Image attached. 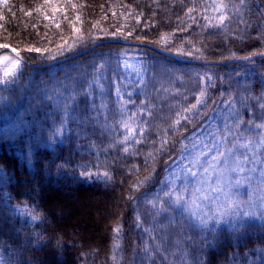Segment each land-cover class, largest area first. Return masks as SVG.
Masks as SVG:
<instances>
[{
  "label": "trees",
  "instance_id": "1",
  "mask_svg": "<svg viewBox=\"0 0 264 264\" xmlns=\"http://www.w3.org/2000/svg\"><path fill=\"white\" fill-rule=\"evenodd\" d=\"M50 1L59 15L47 16ZM241 3L9 0L0 8V30L21 40L0 44L26 64L20 119L0 120V264H264V218L200 225L160 194L188 138L264 128V57L214 64L264 44L263 0ZM66 36L77 49L122 39L201 63L110 43L52 68L34 66L49 57L29 59L22 47ZM136 53L148 63L131 76L122 57ZM101 198L115 205L109 213L76 214L81 201L104 207Z\"/></svg>",
  "mask_w": 264,
  "mask_h": 264
},
{
  "label": "rangeland",
  "instance_id": "2",
  "mask_svg": "<svg viewBox=\"0 0 264 264\" xmlns=\"http://www.w3.org/2000/svg\"><path fill=\"white\" fill-rule=\"evenodd\" d=\"M8 1L9 0H7V3ZM241 1V4H243L247 10L249 4H247L248 6H245L243 0ZM7 3H5L4 0H0V8L2 9L5 7ZM55 6L56 5L52 4L50 1L47 7L50 10V13L47 14V16L52 17L56 16V14L59 15V13H57L60 10L59 4L56 6L57 10H54ZM43 22L46 24L49 22L53 23V20L47 19ZM262 30L263 28H260V31ZM8 37H12L11 40H18L21 42L18 37L12 35L8 31H3L1 29V40L6 41V38ZM67 38L68 36H66L64 39ZM109 40L101 39L97 42ZM37 41V39H31V41L25 42V39H22V42H25L26 44L22 47L28 46L29 49H32L27 50L23 48L25 50V54H27V58L31 59L30 56L33 53L39 55L43 53L44 57H49L44 61L53 62L59 59L70 57L85 49L75 48L77 39H75V41L71 40L69 42L68 39L65 41H63V39H57L56 42L54 41L53 43H50L45 41L43 44L37 43ZM120 41H124L126 44L131 45L140 43L132 42V44L129 43V41L122 39H120ZM97 42L93 44H96ZM262 42L264 43V41ZM60 45H64L63 52L67 53L63 54V56H48L49 54H53V52L61 53L58 47ZM69 45H71L70 48ZM247 47H249V50H254L253 53L249 54L250 56L264 53V44L260 45L256 42H249ZM155 48L164 50L160 47ZM0 49H7L0 53V57L8 55L12 58L20 60L19 67L6 77L4 76V71L5 68L10 67V61L0 62V80L3 81L0 82V120L7 119L9 117L11 119L15 118V122H18L21 116L19 114L21 112L20 109L24 99V92L21 89V78L26 64L23 60L16 57L12 53V48L7 47ZM35 49H40V51H35ZM15 53L19 54L17 51ZM249 55L238 57H250ZM258 58L260 57L254 59ZM122 59L124 68L128 69L127 72H129L131 76L142 75L143 69L139 66L140 64H143V62L148 63L144 55L141 53H136L135 55H123ZM223 61L227 60H221L219 62ZM260 61L264 63L263 58H261ZM46 63L39 64L36 62L35 65H33L43 66ZM29 64L31 63H27V65ZM59 64L60 63L46 67L54 68ZM161 75H164L163 70H161ZM169 75L171 76V74ZM1 100L4 101L3 103L6 105L3 104L1 106ZM227 110H230V106L228 105H223L222 109H220V111ZM231 112L232 111H229L227 113L229 114ZM217 116H219V114ZM135 131L137 133L138 139L145 138V136H143L146 134L145 132H142L139 129ZM162 182V188L164 191H162L160 194L163 195L162 199L164 200H167V196L172 212L174 214H180L179 216H193L192 220L196 221L200 225L205 223L207 225L233 226L243 221L263 219L264 128H262L260 132L255 130L252 132V135L248 136H233L224 134L215 135L207 134L205 131L204 133L197 135V137H193L191 139L188 138L185 141V147L182 150L180 156L165 172ZM110 194L111 193L108 195L110 196ZM109 196L108 198H110ZM98 198H100V196H98ZM100 200L103 203L106 201L103 198ZM90 202V204H87V202L81 201L79 204H77L78 208L76 210V214H79L80 216H88L89 214H92L93 216L105 215V212L109 213L108 211L110 209L107 207V205H109L112 200L110 199V201L107 204L105 203L104 207L101 208H96L93 199ZM139 205L142 206L141 201L139 202ZM110 207H115V205L110 204ZM94 208L96 211L98 210L96 212L97 214L95 211H93ZM168 211V213L171 214L169 207Z\"/></svg>",
  "mask_w": 264,
  "mask_h": 264
},
{
  "label": "water",
  "instance_id": "3",
  "mask_svg": "<svg viewBox=\"0 0 264 264\" xmlns=\"http://www.w3.org/2000/svg\"><path fill=\"white\" fill-rule=\"evenodd\" d=\"M110 43H121V44H126V42L124 41H120V40H109V41H100V42H97L96 44H93L91 46H89L88 48H85L84 50L70 56V57H67V58H64V59H59V60H56V61H53V62H49V63H46L45 65L43 66H50V65H55V64H58V63H62L64 61H67V60H70V59H73V58H76L78 56H81L85 53H87L88 51L92 50L93 48L99 46V45H102V44H110ZM133 44V43H132ZM134 45V44H133ZM135 45H139V46H144V47H148V48H151L152 50L158 52L159 54L163 55V56H166L168 58H171V59H174L176 61H179V62H185V63H201V62H197V61H192V60H186V59H183L181 57H178L174 54H171L167 51H164V50H161V49H157L153 46H149V45H146V44H141V43H137ZM7 49H0V53L5 51ZM9 50V49H8ZM11 51V50H10ZM12 52V51H11ZM16 57L20 58L21 60L22 57L19 55V54H16L15 52H12ZM261 56H264V53L263 54H259V55H254V56H250V57H244V58H236V59H231V60H227V61H223V62H217V63H214V64H217V65H225V64H235V63H241V62H245V61H248V60H252L254 58H257V57H261Z\"/></svg>",
  "mask_w": 264,
  "mask_h": 264
},
{
  "label": "snow or ice",
  "instance_id": "4",
  "mask_svg": "<svg viewBox=\"0 0 264 264\" xmlns=\"http://www.w3.org/2000/svg\"><path fill=\"white\" fill-rule=\"evenodd\" d=\"M5 3H7V0H4ZM221 20H223V17H221ZM82 39V37H81ZM163 39H166V37H164ZM67 43V42H65ZM8 45L4 44V45H0V48H7ZM60 51L63 52L64 51V45H60L58 46ZM71 47V45H69V48ZM29 50H32V49H29ZM13 52H16V49H12ZM35 51H40V49H35ZM10 61V67H7L5 68V71H4V76H8L9 74H11L16 68L19 67V64H20V60L19 59H15V58H12L8 55H5V56H2L0 57V62H9ZM0 82H3L2 80H0ZM195 107V105L193 106ZM186 111H190V109H186ZM84 175H90L89 173H83ZM105 176H108V173H104ZM35 218V217H34ZM118 231V229H117Z\"/></svg>",
  "mask_w": 264,
  "mask_h": 264
}]
</instances>
